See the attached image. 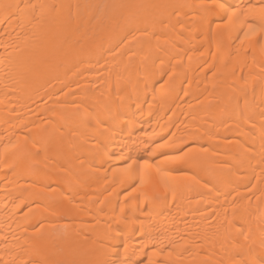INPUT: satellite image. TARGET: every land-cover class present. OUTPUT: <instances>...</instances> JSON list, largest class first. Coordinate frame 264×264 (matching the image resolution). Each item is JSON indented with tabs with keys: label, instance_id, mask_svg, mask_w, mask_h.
Segmentation results:
<instances>
[{
	"label": "bare ground",
	"instance_id": "6f19581e",
	"mask_svg": "<svg viewBox=\"0 0 264 264\" xmlns=\"http://www.w3.org/2000/svg\"><path fill=\"white\" fill-rule=\"evenodd\" d=\"M0 264H264V0H0Z\"/></svg>",
	"mask_w": 264,
	"mask_h": 264
}]
</instances>
